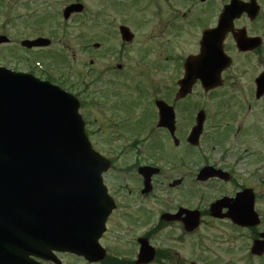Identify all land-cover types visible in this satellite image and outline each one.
<instances>
[{
  "label": "flooded vegetation",
  "instance_id": "1",
  "mask_svg": "<svg viewBox=\"0 0 264 264\" xmlns=\"http://www.w3.org/2000/svg\"><path fill=\"white\" fill-rule=\"evenodd\" d=\"M48 1L52 3L51 0ZM77 1L79 0L72 2ZM120 1L121 4L109 0L112 6L106 8L101 0L98 8L88 11L82 2L83 9L71 16L77 18L78 22L87 16L88 22L95 24L93 27L85 26V30L79 29L77 32L76 47L79 59L73 57V61L79 60L80 70L70 66V63L66 69L69 76L62 71H53L50 76L54 83L64 85L79 97L81 117L84 119L87 134L89 135V129L94 127L101 129L102 142L99 146L96 142L91 143L94 150H98L110 160L107 171L103 173V182L116 203L111 213L119 210L120 201L125 203L129 196H132L134 201L140 200L151 196L165 185L175 202L161 213V220L175 222L184 232L192 233L197 227L187 231L183 220L188 211L199 209L200 224L201 216L208 214L212 220L230 223L242 232L249 230V243L244 244L246 258L264 263V252L257 255L250 250L253 241L264 231V228L258 227L262 221L259 201L260 196L264 197V173L259 167L256 170L245 167L240 172V160L230 155L228 148L223 144L226 141L225 129L219 126L208 128L207 110L198 104L201 96L213 95L214 91L224 86L227 72L236 63L246 70L247 67L253 66L250 71V83L255 97L256 78L264 71V0H233L238 4V8L236 7L237 10L232 14L230 28L224 34L213 36L212 30L217 28L221 14L231 0ZM142 1V8L135 6ZM119 6L124 9L134 6L135 9L148 13L156 9V21L149 26H142L138 21L115 22L116 16L108 18V11L111 10L109 14L118 15ZM163 6L167 13L160 11ZM153 41L157 55L148 61L145 51ZM52 46L51 43L47 47ZM69 46L67 43L62 44L64 48ZM47 47L37 46L30 50H43ZM198 56L202 66L230 59V64L221 72L220 86L205 90L201 81L193 78L188 81L186 90L180 88L188 59ZM86 62L89 65H86ZM70 76L75 77L80 84L79 88H76L77 85L74 89L68 87ZM130 100L132 103L128 104ZM159 102L171 107L174 114V131L158 124L161 117ZM201 109L204 110L206 118L199 142L196 145L190 144L188 134ZM217 147L218 153H211V150H217ZM199 155L203 156L200 162L196 158ZM261 159L263 160L256 157L250 158V161L246 160L250 164L257 160L264 169V158ZM192 163L198 164L193 166ZM203 165L225 170L229 178L224 180L214 176L200 181L197 174ZM140 168L147 169L141 171ZM153 168L157 170L154 171ZM128 174L132 175L131 184L125 181L124 175ZM146 181L151 185L149 192L142 191ZM210 183H216L219 187L227 186L203 206L194 204L195 195L205 196L202 190L195 186L204 187ZM246 189H250L254 196V207L261 217L258 225H236L227 215L213 217L210 214L209 205L216 199L226 198L228 203H232L236 193ZM119 192L122 193L123 199L118 198ZM262 199L264 206V198ZM169 203L170 201H166L163 206ZM227 210V206L223 207L220 214L225 215ZM163 213L169 215L163 217ZM159 251L156 248L155 257L160 254ZM104 257L99 264L112 263L114 258L106 255ZM151 263L153 261L147 264Z\"/></svg>",
  "mask_w": 264,
  "mask_h": 264
},
{
  "label": "water",
  "instance_id": "2",
  "mask_svg": "<svg viewBox=\"0 0 264 264\" xmlns=\"http://www.w3.org/2000/svg\"><path fill=\"white\" fill-rule=\"evenodd\" d=\"M237 6L232 1L224 10L222 24L215 34L228 31ZM79 9V3L68 5L64 17ZM5 40L7 37H0V42ZM48 43V38L38 37L23 40L21 45ZM222 60L202 66L199 56L193 58L189 69L192 78L200 77L205 88L219 85L220 72L228 64V59ZM256 79L260 96L264 92V72ZM61 114L65 120H60ZM160 115V123L172 130L171 107L161 104ZM203 119L204 113L200 111L190 142L197 143ZM108 164L107 159L91 149L78 114V102L72 95L29 73H16L0 66V264H41L32 257L61 264L51 250L99 260L104 249L97 240L113 206L101 182V173ZM90 173L95 175L97 191L81 187L89 183ZM214 175L227 178L225 173L210 167H204L197 177L203 180ZM224 201L211 205L212 216H222L221 207L227 206L225 215L234 223H258L250 190L237 193L232 204ZM183 221L187 230L194 229L200 221L198 212L188 211ZM261 236L251 248L254 253L264 250V232ZM139 243L138 262L151 260L152 247L145 238L139 239Z\"/></svg>",
  "mask_w": 264,
  "mask_h": 264
},
{
  "label": "rangeland",
  "instance_id": "3",
  "mask_svg": "<svg viewBox=\"0 0 264 264\" xmlns=\"http://www.w3.org/2000/svg\"><path fill=\"white\" fill-rule=\"evenodd\" d=\"M51 1L52 3L48 0H0V34H6L11 38L9 44L0 46V65L11 67L14 70L29 71L36 76H38L36 72L38 69L46 72L48 67L53 69L52 72L62 71L68 75L66 69L70 63V66L80 70L79 60L73 61V57L79 59L76 47L77 32L79 29L85 30V26L93 27L95 23H89L87 16L81 18L82 20L79 22L74 16L64 20L61 11L74 0ZM79 1L85 3L86 11L98 8L101 2V0ZM115 1L122 3L120 0ZM102 2L106 8L112 6L109 4V0H102ZM128 4L129 2L126 5ZM143 5L142 1L141 4L135 6L142 8ZM110 11H108V18L116 16L115 22L138 21L142 26H149L156 21V9L148 13L135 9L134 6L125 9L120 7L118 15L109 14ZM160 11L167 13L164 6L160 8ZM99 20L100 18L97 22ZM37 35L50 37L53 46L37 51L20 46L21 40L34 38ZM63 43L70 44V46L64 48L62 47ZM145 53L148 61L156 57L154 41ZM86 65H89L88 62ZM247 68L248 70L239 67L236 63L227 72L224 86L214 91L213 95L201 96L198 99V104L207 110L206 124L208 128L219 126L225 129L227 140L224 146L228 148L230 155L240 160V172L245 167L249 169L251 167V170L252 168L256 170L259 167L260 171L264 173V169L261 168L262 164H258L257 160L249 163L250 158L260 157V160L264 158V95L260 99L254 97V89L250 83V71L253 66ZM69 80L68 87L74 89V86L77 85L76 88H79L80 84L75 77L70 76ZM131 103L132 100L128 102V104ZM235 127H239L238 131L232 133ZM100 132V128L89 129L90 140L93 143L96 142L98 146L102 142ZM218 151L219 147L217 150H211V153L217 154ZM202 157V155L196 157L199 159L198 162ZM243 163L246 164L243 165ZM192 164L194 166L198 163ZM124 177L125 181L131 184L132 175L128 174ZM226 186L219 187L216 183H210L204 187L195 186L202 190L205 196L195 195L194 204L203 206L205 202L224 191ZM260 194L262 195L261 192ZM118 198L123 199L121 192H119ZM172 198L170 190H166L164 185L149 197L134 201L132 196H129L125 203L120 201V209L110 213L106 222V231L99 239L106 248V256L114 257L111 264H135V254L139 246L136 239L142 235L147 236L149 243L154 244L162 254L160 255L161 261H154L151 264H186L189 261L198 264H264L260 263V260L246 258L244 244L249 243V230L242 232L230 223L217 219L212 220L208 214L201 216V224L192 233L184 232L182 227H179L175 222L161 220V213L175 202ZM262 198L264 197L260 196L259 201L262 221L258 227L264 228ZM166 201H170V203L163 206ZM58 256L62 259L63 264H85L82 259L74 258L69 253H58Z\"/></svg>",
  "mask_w": 264,
  "mask_h": 264
},
{
  "label": "bare ground",
  "instance_id": "4",
  "mask_svg": "<svg viewBox=\"0 0 264 264\" xmlns=\"http://www.w3.org/2000/svg\"><path fill=\"white\" fill-rule=\"evenodd\" d=\"M64 118L65 117L61 114L60 120H65ZM94 176H95L94 173L89 174V183H87L86 185L82 184V186H81L84 190L97 191L98 186H97V182H95ZM77 186H78V183H77Z\"/></svg>",
  "mask_w": 264,
  "mask_h": 264
}]
</instances>
